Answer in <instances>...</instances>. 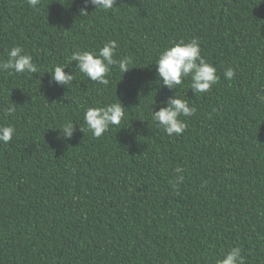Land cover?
Segmentation results:
<instances>
[{"label":"trees","instance_id":"16d2710c","mask_svg":"<svg viewBox=\"0 0 264 264\" xmlns=\"http://www.w3.org/2000/svg\"><path fill=\"white\" fill-rule=\"evenodd\" d=\"M82 7L0 0V60L18 46L40 68L0 72V125L16 129L0 144V264H216L237 246L245 264H264V0H117L80 17ZM193 38L219 82L197 95L178 87L197 111L170 137L151 109L176 90L154 64ZM108 40L117 59L133 57L123 77L113 66L105 87L72 62L73 84L51 83L53 66ZM118 99L119 126L101 138L79 130L87 108ZM69 120L74 137L58 139Z\"/></svg>","mask_w":264,"mask_h":264},{"label":"clouds","instance_id":"9594fccd","mask_svg":"<svg viewBox=\"0 0 264 264\" xmlns=\"http://www.w3.org/2000/svg\"><path fill=\"white\" fill-rule=\"evenodd\" d=\"M30 7H36L39 0H27ZM117 0H84V7L79 10L80 17L89 16L88 7L93 6L95 11H108L113 9ZM118 44L115 40H108L98 51L75 50L69 57V64H57L47 73L51 75V83L70 87L75 81V74L66 72V68L76 62L72 70L76 73L78 70L88 80L109 86L111 69L115 66L122 74L128 73L132 68L133 57L123 56L116 58ZM158 82L169 90H176L175 95L162 101L158 111L152 106L151 119L168 136H180L186 130V122L181 119L190 118L197 109L190 106L188 100L183 99L178 94V87L185 81H189L190 89L197 94L209 92L214 85L219 82L217 69L208 63L201 56V47L198 39L193 38L188 42L183 40L174 42L173 46L165 48L159 53L155 61ZM0 72L9 74H30L40 73V68L33 62V57L27 54L21 47H12L7 50V58L0 60ZM236 73L232 67L224 71V77L232 80ZM122 79V78H121ZM264 99V97H260ZM126 108L118 99L117 102L109 103L103 107H89L85 110L83 121L86 127L79 125L81 132L89 131L94 138H101L110 128L119 126L122 120L126 119ZM16 104H12L3 109L5 116L14 114ZM72 121H67L56 129L59 133L58 139L71 140L76 133V126ZM16 134V129L12 125H0V144L7 145ZM177 183L183 180L179 175L183 172L182 168H177ZM175 186V185H174ZM216 264H245V258L242 255L240 247H231L222 258L218 259Z\"/></svg>","mask_w":264,"mask_h":264}]
</instances>
